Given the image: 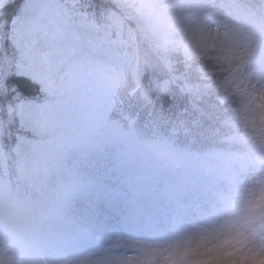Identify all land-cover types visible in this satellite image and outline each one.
<instances>
[{
    "label": "trees",
    "instance_id": "obj_1",
    "mask_svg": "<svg viewBox=\"0 0 264 264\" xmlns=\"http://www.w3.org/2000/svg\"><path fill=\"white\" fill-rule=\"evenodd\" d=\"M26 1L0 0L4 183L26 225L36 228L66 214L68 202L42 199L22 164L33 143L50 150L52 158L60 156L62 128L76 149L116 151L125 143L136 159L151 154L155 163L182 160L194 166H205L211 157L216 174L236 177L251 147L253 99L241 86L250 64H264V0H234L244 17L237 24L219 23L213 0H187L183 14L175 8L179 0H50L55 14L60 3L74 5L119 45L114 57L93 59L84 70L82 101H61L23 73L26 61L14 23ZM67 108L77 122L74 134ZM261 215L264 221V202ZM9 244L20 247L22 241L0 225V262Z\"/></svg>",
    "mask_w": 264,
    "mask_h": 264
},
{
    "label": "rangeland",
    "instance_id": "obj_2",
    "mask_svg": "<svg viewBox=\"0 0 264 264\" xmlns=\"http://www.w3.org/2000/svg\"><path fill=\"white\" fill-rule=\"evenodd\" d=\"M186 2H177L180 14L185 13ZM213 6L219 23L237 24L239 17L244 18L230 0H213ZM70 7L73 13L65 10L56 16L50 0H27L14 34L23 48V73L49 87L61 101H82L84 70L93 61L89 50L111 56L119 46L74 5ZM243 73L241 87L253 99L249 107L253 126L248 157L233 180L226 173L216 174L211 157L205 166H194L182 160L155 163L151 154L131 160L124 145L116 151L76 149L72 135L65 140L61 119L60 156L52 158L50 150L33 143L22 164L40 196L68 202L69 222L40 228L20 247L9 244L11 250L0 264H10L11 254L13 264H174L177 255L186 254L183 245L188 237L217 230L230 233L234 250L252 257L244 264H264V226L257 204L264 200V64L252 63ZM112 79L106 76L107 81ZM65 116L74 134L77 122L71 108ZM0 167V217L13 218L17 227L21 220L4 184L1 144ZM198 259L210 264L224 257Z\"/></svg>",
    "mask_w": 264,
    "mask_h": 264
},
{
    "label": "clouds",
    "instance_id": "obj_3",
    "mask_svg": "<svg viewBox=\"0 0 264 264\" xmlns=\"http://www.w3.org/2000/svg\"><path fill=\"white\" fill-rule=\"evenodd\" d=\"M183 249L192 261H196L201 255L224 257L210 264H244L247 259L252 258L243 251L234 250L230 233L223 230L193 234L187 238Z\"/></svg>",
    "mask_w": 264,
    "mask_h": 264
},
{
    "label": "bare ground",
    "instance_id": "obj_4",
    "mask_svg": "<svg viewBox=\"0 0 264 264\" xmlns=\"http://www.w3.org/2000/svg\"><path fill=\"white\" fill-rule=\"evenodd\" d=\"M188 256H184L182 257V259H180L179 261L176 262V264H183L184 260L187 259Z\"/></svg>",
    "mask_w": 264,
    "mask_h": 264
}]
</instances>
